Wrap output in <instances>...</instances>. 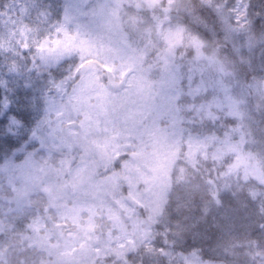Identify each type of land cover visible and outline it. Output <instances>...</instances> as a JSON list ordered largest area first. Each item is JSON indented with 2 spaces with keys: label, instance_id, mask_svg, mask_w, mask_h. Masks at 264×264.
I'll list each match as a JSON object with an SVG mask.
<instances>
[{
  "label": "snow or ice",
  "instance_id": "obj_1",
  "mask_svg": "<svg viewBox=\"0 0 264 264\" xmlns=\"http://www.w3.org/2000/svg\"><path fill=\"white\" fill-rule=\"evenodd\" d=\"M0 264H264V0H0Z\"/></svg>",
  "mask_w": 264,
  "mask_h": 264
}]
</instances>
